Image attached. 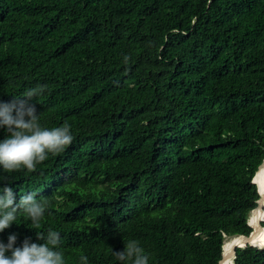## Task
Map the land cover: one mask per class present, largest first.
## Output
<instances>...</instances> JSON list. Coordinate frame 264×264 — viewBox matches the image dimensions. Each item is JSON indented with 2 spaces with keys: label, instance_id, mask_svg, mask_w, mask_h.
<instances>
[{
  "label": "trees",
  "instance_id": "1",
  "mask_svg": "<svg viewBox=\"0 0 264 264\" xmlns=\"http://www.w3.org/2000/svg\"><path fill=\"white\" fill-rule=\"evenodd\" d=\"M36 84L41 123L75 138L4 174L46 212L0 239L56 230L64 264H117L128 239L149 264H218L224 236L251 233L264 0H0V99ZM234 264H264V249L236 248Z\"/></svg>",
  "mask_w": 264,
  "mask_h": 264
},
{
  "label": "clouds",
  "instance_id": "2",
  "mask_svg": "<svg viewBox=\"0 0 264 264\" xmlns=\"http://www.w3.org/2000/svg\"><path fill=\"white\" fill-rule=\"evenodd\" d=\"M127 59V58H125ZM46 85L27 86L20 93L10 95L8 101L0 99V234L18 225L23 216L38 227L45 217L46 205L34 192L17 198V192L4 174L20 170H35L49 155L64 152L74 141L72 128L64 123L47 127L41 123L36 100L43 96ZM9 233L0 239V264H64L60 232L49 229L36 233V240ZM123 248L112 252L117 264H149V254L136 239L122 243ZM81 264H88L85 255Z\"/></svg>",
  "mask_w": 264,
  "mask_h": 264
},
{
  "label": "bare ground",
  "instance_id": "3",
  "mask_svg": "<svg viewBox=\"0 0 264 264\" xmlns=\"http://www.w3.org/2000/svg\"><path fill=\"white\" fill-rule=\"evenodd\" d=\"M253 182L261 195L259 205L264 206V162L255 174ZM262 211L258 207L249 214L247 222L252 227V235L248 239L241 236L225 238L222 245L223 260L220 264H233V251L237 247H243L247 244L254 247H264V228L259 227L260 221L264 220V212Z\"/></svg>",
  "mask_w": 264,
  "mask_h": 264
},
{
  "label": "water",
  "instance_id": "4",
  "mask_svg": "<svg viewBox=\"0 0 264 264\" xmlns=\"http://www.w3.org/2000/svg\"><path fill=\"white\" fill-rule=\"evenodd\" d=\"M263 162H264V159H263L262 163L260 164V166L263 164ZM260 166L258 167V169L260 168ZM258 169H257V171H258ZM257 171H256V173H257ZM256 173H255V174H256ZM254 177H255V175H254ZM254 177H253V179H252V183H253V184H254V182H253ZM256 188H257V187H256ZM257 193H258V195H259V199L256 201V204H257L256 208L253 209L252 211L256 210V209L259 207L261 210H263L262 212H264V206H263V205H261V206L259 205V202L261 201V195H260V193H259L258 190H257ZM252 211H250V212L248 213V215H247V219H248L249 214H250ZM262 222H264V220H263V221H260V223H259V224H260L259 227L264 228V227L261 225ZM247 224H248V222H247ZM248 226L250 227L249 224H248ZM250 228L252 229V227H250ZM251 235H252V231H251V233H250L248 236H241V235H236V236H241V237H243V238H245V239H248ZM228 237H232V236H228ZM225 238H227V236H224V237H223V241H224ZM247 246L254 247V246H251V245L247 244V245H244L243 247H237V248H245V247H247ZM254 248H257V249H264V247H254ZM235 249H236V248H235ZM235 249H234V251H233V264H234V260H235ZM222 260H223V254L221 253V260L218 262V264H220V262H221Z\"/></svg>",
  "mask_w": 264,
  "mask_h": 264
}]
</instances>
